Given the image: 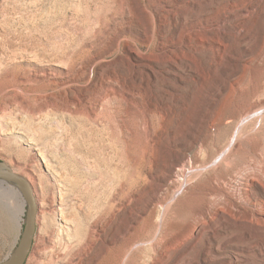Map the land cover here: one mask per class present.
<instances>
[{
    "label": "rangeland",
    "instance_id": "obj_1",
    "mask_svg": "<svg viewBox=\"0 0 264 264\" xmlns=\"http://www.w3.org/2000/svg\"><path fill=\"white\" fill-rule=\"evenodd\" d=\"M232 2L0 0V161L24 168L38 203L25 264H47L52 246L78 251L60 208L69 235L98 226L83 264H118L131 245L127 264H173L186 249L163 256L234 167L214 170L223 135L210 127L235 112L230 91L264 73V0L239 32ZM203 17L218 18L211 38ZM25 197L0 178V261L19 244ZM210 228L180 264H264V246L204 259Z\"/></svg>",
    "mask_w": 264,
    "mask_h": 264
},
{
    "label": "bare ground",
    "instance_id": "obj_2",
    "mask_svg": "<svg viewBox=\"0 0 264 264\" xmlns=\"http://www.w3.org/2000/svg\"><path fill=\"white\" fill-rule=\"evenodd\" d=\"M255 1L249 0L245 3H240L234 2L233 0L228 6V9L224 10V15H227V18L230 20L232 19L237 25L236 28L238 29L236 30H238V32L240 28H243L242 23H244L249 16L256 14L258 3H255ZM204 11L205 10L200 7L197 13L201 14ZM218 23V18L216 19L213 17H203L200 22L202 26L208 28L207 32L210 38L211 34H213V28ZM236 34L239 35L237 32ZM200 38L204 40L208 37L204 34ZM226 93H228V91H226ZM229 94L235 96L237 108L235 112L227 116L226 119L211 125L210 128H212V132L209 138L214 139L215 134L223 135V139L220 143L221 145L216 148L217 154L213 158V160L218 158L215 164L212 165L214 170L227 165H234V167L231 171L215 174L210 183V187L205 193L207 197L206 202L197 210L194 221L190 226V231H186L182 235H177L173 241L170 242L167 249L164 250L163 256L169 259L171 258L170 252L172 250L186 248L176 256L173 264H180L188 253L190 251L192 252V249L195 248V241L203 232H206L208 227H211L210 229L213 235L209 238L208 248L205 246L207 249L204 259H206L207 255L211 252H217L220 251V249H226L228 247L240 250L243 254L247 249L251 250V248L254 247L264 246V73L258 77H254L245 84L239 83ZM249 116L250 118L248 119ZM211 141L214 142L213 140ZM204 143L205 140H201L202 146ZM237 159L240 161L237 162ZM4 163L6 167L11 168L14 172L20 174V171H22L26 174L22 166L16 170L6 162ZM25 178L32 185L34 184L33 180L31 181L28 177ZM3 179L4 181H8L20 187L15 179ZM20 192L25 196V192L21 187ZM58 215L59 219H62L68 224L66 228L69 230L68 215H65L63 208H60V213L56 212L54 217ZM67 230H62L61 232L68 234L69 241L73 238H77L78 251L72 253L71 250L75 248L76 244L69 243L64 246V251L66 253L65 256H62L60 255L61 253L54 250V246H52V258L47 264H54L56 261H54V257H57L58 260H63L64 264H83L84 256L88 254L84 243L87 244L88 241L94 243L96 239L98 240L100 238L98 226L95 227L92 232L88 231L86 235L84 234L85 236H81L82 234L80 235V230L78 228H75V231H72V234L70 233L71 235H69ZM239 232L243 233L240 237ZM59 234L61 235V233ZM132 247L131 245L127 248V252L118 264H127L125 257L129 254ZM97 262H99L98 259L93 264Z\"/></svg>",
    "mask_w": 264,
    "mask_h": 264
},
{
    "label": "water",
    "instance_id": "obj_3",
    "mask_svg": "<svg viewBox=\"0 0 264 264\" xmlns=\"http://www.w3.org/2000/svg\"><path fill=\"white\" fill-rule=\"evenodd\" d=\"M0 178H12L17 181L27 197V217L19 244L10 258L0 261V264H25L33 247L37 229L38 203L32 184L21 174L14 172L0 161Z\"/></svg>",
    "mask_w": 264,
    "mask_h": 264
}]
</instances>
